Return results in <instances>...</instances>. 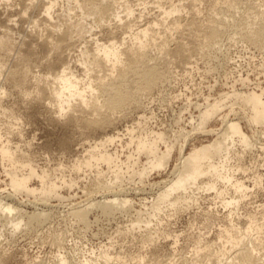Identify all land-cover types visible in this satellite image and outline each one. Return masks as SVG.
Wrapping results in <instances>:
<instances>
[{
    "label": "rangeland",
    "instance_id": "1",
    "mask_svg": "<svg viewBox=\"0 0 264 264\" xmlns=\"http://www.w3.org/2000/svg\"><path fill=\"white\" fill-rule=\"evenodd\" d=\"M48 1L50 0H33L32 5L35 7H31L23 14L28 0H0V34L8 30L13 37L26 42L27 45L23 47L26 55L31 58V50L34 52L32 82H35L36 78L33 77L35 76L39 77L40 83L46 82L54 86L53 74L60 71L64 64L81 78L84 76V67L81 66L80 58L86 46L90 48L94 45H110L116 42V45H120L119 48L125 47L134 33L152 25L156 20H159L160 25L156 26L155 30L167 29L166 24L170 23L172 16L163 23L161 21L163 15L157 1L161 2L164 8L180 5V12L175 15L180 16L181 26L167 33L166 47L174 51L173 48L180 44L182 53L176 55L170 51L167 60L161 63V67L167 70L166 78L158 82L144 94L145 96L141 97L142 91L139 92L141 95L138 93L141 105L132 104L113 112L104 111L110 118L109 126L91 127L88 130L76 126L60 115L61 113L56 112L55 105L49 103L48 98H44L43 101L35 100L34 92L23 95L18 87L0 82L2 104L13 112V118L0 115L1 140L7 139L10 146L29 153L33 167L39 173L42 170L47 171L57 182L60 194V197L50 198L46 202H40L37 198L24 194H16L13 199H7L11 190L7 185V177L0 159V199L12 202L14 207L22 209L26 214L42 209L49 212L42 224H34L32 228L26 225L25 228V223L14 232L10 226L1 228L0 254L3 258L6 257L5 264H55L59 256H67L74 263L77 261L84 263L85 258H94L99 249H109L112 256L119 254L122 257L126 256L125 259L140 252L148 253V256L157 253L161 255L160 259H164L165 255L168 257L172 255L175 257L174 260L179 261L181 256L189 257L193 238L200 233L204 234V237L212 238L222 224L219 220L227 213L219 202L214 203L212 192H196L198 198L196 204L184 207L174 215L172 214L174 212L170 211L169 217L162 215L164 218L161 230L178 235L177 244L173 242V237L166 238L161 235L156 236L155 241L143 244L144 232L136 230L130 234L125 231L135 212L145 210L162 183L169 178L170 170L176 162L175 156L168 167L160 171H151L148 178L141 182L136 176L129 179L125 175L116 191L122 190L124 197L130 200L132 206L130 212L116 211L114 215L106 216L96 207H92L87 215L88 225L79 222L75 216L74 218L73 211L78 207L87 206L88 200L92 198L103 201L104 197L111 196L112 193H109L104 185L112 173L104 164L97 168H82L79 171L73 169L72 165L76 158L82 159L86 155V149L89 150L95 141L98 142L99 138L104 137L103 135H118L119 140L117 139L108 149L117 150L121 161H125L126 156L132 152L131 146L126 145L131 136L129 133L131 129L133 136H137L142 129L163 132L169 141L180 129L185 128L187 131L191 129V118L196 119L199 111L197 105H202L205 97L217 99L232 89L257 92L264 90V40L262 43L252 44L249 37L244 38L247 31L245 22L253 15H257L258 10L264 9V0H247L246 4H238V8L229 7L226 0H201L194 4L190 0H127L125 4L133 9V14L129 15V18L126 12H122L123 2L117 0L113 2V9L118 13L121 11L119 15L122 21L115 19L112 12L110 16L105 15L101 22L93 18L95 16L92 14L83 16L81 20L87 28H91V32L83 34L84 37L74 35L69 42L71 44L63 47L61 53L52 50L50 46L49 48L41 46L48 34L46 29L56 30L54 25L81 18V10L71 0H51L56 4L51 10V16L47 18L49 22L46 23L43 20L45 14L42 9ZM143 1L148 2L145 8L142 6V3H145ZM192 7L196 9V14L192 12ZM124 16L128 19L126 20ZM192 16L196 22L188 24L193 20ZM121 24L129 27L120 28ZM212 29H218L217 33L220 35L215 45L211 44ZM239 29L241 33L232 35L234 33L232 31L239 32ZM160 42L159 39L158 44L149 50L152 56H158L160 51L158 49L162 46L159 45ZM49 60L58 63L57 65L54 63L56 66L53 71H56L53 74L46 73V62ZM228 111L226 105L222 112ZM142 114L145 118H138ZM215 120L208 122L206 128H219L221 121ZM193 135L189 138L188 149L192 144H198L208 137L200 132ZM256 137L253 152L244 155L241 161L242 166L249 167V170L246 173L235 174L248 186L247 192H244L246 196L241 199L237 210L239 216L234 217L242 222L247 212L255 213L257 216L264 214V148H261V144H264V129L260 139ZM62 144H66V149ZM159 147L163 149L162 144ZM144 161L145 158L142 156L141 163ZM141 163L139 162V165ZM97 170L104 174L97 175ZM252 172L253 175H260L259 185L252 183ZM70 182L71 185H68ZM31 184L35 186L38 181L34 179ZM209 208L216 213L213 212L217 219L203 229L205 222L203 212L209 211ZM57 239L59 241H56ZM134 263L133 260L130 261V264ZM109 264L116 262L112 261Z\"/></svg>",
    "mask_w": 264,
    "mask_h": 264
},
{
    "label": "bare ground",
    "instance_id": "2",
    "mask_svg": "<svg viewBox=\"0 0 264 264\" xmlns=\"http://www.w3.org/2000/svg\"><path fill=\"white\" fill-rule=\"evenodd\" d=\"M28 1L29 3L22 11L23 14H26L31 7H35L32 5L33 0ZM71 1L76 3L78 9L81 10V18L73 22L68 21L69 23L62 22L61 25H54L56 30L46 29L48 34L43 40V44L41 43L43 48L50 46L52 50L61 53L63 47H68V43L74 35L84 37L83 34L91 32V28H87L81 20L83 16L92 14L95 16L93 18L101 22L105 15L110 16V12H112L115 19H119V22L122 21V17L119 15L121 11L118 13L113 9V2L117 0H111V2L108 0ZM119 1L123 2L122 12H126L127 17L132 15L133 9L125 4L127 0ZM190 1L194 4L201 0ZM248 1L226 0L225 2L229 7L238 8V4H246ZM146 3L148 2L142 3L144 8ZM54 4H56L55 1L50 0L42 9L45 14L43 20L46 23L49 22L47 18L51 16ZM157 5L161 9L163 23L172 16L170 23L166 24L167 29L155 30V27L160 25L159 20H156L157 22H153L152 25L142 26L143 29H138L140 31L137 33L133 32V37L129 35L132 39L127 45L122 43L125 47L119 48L120 45H116V42H111L110 45H94L90 48L86 46L83 51L81 50V66L84 67V76L81 78L77 77L65 64L62 68L60 67V71L53 74L58 63L47 61L46 73L54 75V86L44 81H42L44 83H40L39 77L35 76H33L36 78L35 82L31 81L34 52L31 50V58L26 55L23 52V47L27 45L26 42L23 39H16L11 32L5 30L0 34V82L18 87L23 95L34 92L35 100L42 99L41 101H43L44 98H48L49 103L55 105L56 112L61 113L60 115L80 128L88 130L91 127H104L110 124V118L104 111L113 112L117 109L130 107L132 104L139 106L140 98L166 78L167 70L161 67V63L167 60L166 58L172 51L166 47L168 43L166 35L168 32L177 30L182 21L180 16L175 15L180 12L179 4L164 8L161 6V2L157 1ZM193 7L192 12L196 14V9ZM258 11L257 15H253L245 22L247 31H245L244 38L249 37L252 44L262 43L264 40V9ZM127 17L124 16L125 19ZM191 18L193 20L188 24L196 22L194 16ZM237 24L235 23V26ZM49 25L51 24L49 23ZM119 27L128 28L129 25L121 24ZM212 30L211 44L215 45L219 33H217L218 29ZM240 31V29L239 32L234 30L232 35L239 34ZM107 33L109 32L107 31ZM154 34H158V36ZM159 39L161 40L159 45H162L161 49L160 47L158 49L160 50L159 54L152 56L149 50L158 44ZM88 44L90 45V42ZM173 49L172 52L176 55L182 53L180 44ZM141 91L142 95L139 93ZM1 95L0 91V115L13 118L11 109L2 104ZM226 105H228L229 111L223 113ZM197 106L199 108L198 115L196 119L191 118V129L189 131L185 128L180 129L178 134L173 135L172 140L168 141L163 132L145 129H142L137 136H133V129H131L129 131L131 136L126 145L127 147L131 146L132 152L126 156L125 161H121L117 150L110 151L108 149L118 139L117 134L103 135L104 137L99 138L98 142L95 141L92 146L89 145V150L84 151L86 155L82 156V159L76 158L72 168L79 171L82 168H97L100 164L106 165L112 176L105 182L104 188L112 195L104 197L103 201H96L93 198L88 200L87 206L83 205V208L81 206L74 209L73 217L75 216L84 225H88L87 215L92 207H96L106 216H112L116 211L130 212L132 207L130 200L124 197L121 193L122 190L121 192L120 189L116 191L123 177L127 175L130 179L131 176H136L141 182L148 178L151 171H160L168 167L171 159L175 156L176 162L170 170L169 178L162 183L160 188L158 187V192L148 207L135 212L125 231L130 234L136 230L144 232L145 236L142 235L143 244L155 241V237L158 235L166 238L171 236L174 239L173 242L177 244L178 235H171L170 232L161 230L164 218L162 215L168 216L170 211H173L174 215L180 209L196 204L198 200L196 192L203 191L214 193L212 199L215 201L214 203L219 202L220 206L227 210L223 219L219 220L218 218L222 224L219 225L215 235L212 238H207L199 232L200 234L192 240L190 256H181L180 261L174 260L175 257L172 255L169 257L165 255V258L162 257L164 259H160L161 255L157 253L148 256V253L143 254L140 251L132 257H127V260L126 256L122 257L119 254L112 256L109 249H99L94 258H85L84 263L83 261L74 263L67 256H59L55 264H109L112 261H115L116 264H130L132 260L135 262L134 264H264V214L257 216L255 213L247 212L243 222L239 221V218H234L236 215L239 216L238 207L241 199L246 196L244 192L248 190L245 181L235 174L236 172L246 173L249 170V167L242 166L241 161L244 155L253 152L256 146L254 137L257 136L256 138L260 139V135L263 134L264 90L261 89L257 92L255 90L232 89L217 99L211 100L209 97H205L204 103ZM138 118L143 119L145 115L142 114ZM214 120H220L221 126L207 129V123ZM196 132L206 134L208 137L198 144H192V147L188 149L189 138ZM1 138L0 135V159L7 177V185L11 190L7 199H13L12 197L16 194L32 196L40 202L60 197L59 186L50 177V174L45 170L39 173L33 167L29 153L10 146L7 139L3 141ZM66 144H62L65 149ZM160 144L163 145V149L159 147ZM261 148H264V144H261ZM142 156L145 158L143 163H141ZM123 169L125 170L123 171ZM103 174L102 171L97 170V175L102 176ZM34 179L38 181L35 186L31 184ZM251 179L254 185L260 184V175L254 174ZM63 182L66 183L65 179ZM68 185H71V182ZM213 212L212 209L203 212V215L205 214L203 229L207 228L211 221L214 222L217 219L216 213ZM25 214L22 209L14 207L12 202H4L0 199V230L10 226L14 232L23 223H25L24 226L32 228L34 224H42L41 222L45 221L49 212L42 209L39 212L35 210L30 214ZM92 253L94 252L92 251ZM1 255L0 264H5L6 257L3 258Z\"/></svg>",
    "mask_w": 264,
    "mask_h": 264
}]
</instances>
